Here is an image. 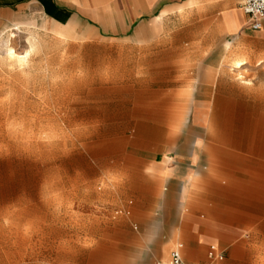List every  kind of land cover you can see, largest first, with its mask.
<instances>
[{
    "label": "rangeland",
    "instance_id": "374dc122",
    "mask_svg": "<svg viewBox=\"0 0 264 264\" xmlns=\"http://www.w3.org/2000/svg\"><path fill=\"white\" fill-rule=\"evenodd\" d=\"M106 1L75 25L0 16V264H162L201 221L220 235L196 260L264 264L256 40L215 31V0ZM180 149L203 153L185 184L166 174Z\"/></svg>",
    "mask_w": 264,
    "mask_h": 264
},
{
    "label": "crops",
    "instance_id": "0c3cea01",
    "mask_svg": "<svg viewBox=\"0 0 264 264\" xmlns=\"http://www.w3.org/2000/svg\"><path fill=\"white\" fill-rule=\"evenodd\" d=\"M129 1L132 2V4L129 5V12H139L140 10L136 8L137 0ZM195 1L197 0H184V3L185 5H192ZM215 1L217 7L219 8V17L213 22L214 30L218 33L224 34L227 37L238 36V39H240L242 42L256 40L258 52L261 54V57L264 61V20L261 29L255 30L252 28L248 16L244 13L241 7L235 6V0ZM111 7L112 5L106 0H0V16L11 17L17 13L33 11L44 14L48 20L57 25L67 26L78 23L80 24L85 20L88 21L89 19H93V17H97L101 13L113 11ZM166 12L167 8L164 7L159 11L158 14H156V17H161ZM115 27H129V29H132L133 25H121ZM18 28L19 25L17 24L15 29ZM230 43H232V41L228 40L227 47L230 46ZM202 156L203 153L201 154L200 151L196 149L192 151L180 149L178 150L177 154H175V156L169 157V163L172 164L170 167H166V174L171 175V178L177 177L178 179H182L184 181L183 184H185L189 180H192L193 173L189 172L190 169H188V172H183L181 168L186 166L188 163L193 165L196 163L202 164ZM183 189L185 193L187 189L186 185L183 186ZM232 216H259V214H251L243 210H237ZM196 230H198V232L197 235L194 236L195 246L192 248H186L184 243H178L176 249L180 250L185 259L200 262L196 259H191L190 257L188 258L189 254L187 253H192L193 257L195 258L196 254L200 252L199 246L201 243H203L204 240L207 241L211 239V237L220 235V232L210 221L199 222L196 226ZM198 234H201V236H203L205 239L201 242H198ZM222 238L224 240L227 239L226 236H223ZM212 246H215L219 250H223L225 252L219 242H213L209 244V249ZM234 249L235 250H233V252H236L238 247L234 246ZM216 261L222 260L212 259V263Z\"/></svg>",
    "mask_w": 264,
    "mask_h": 264
},
{
    "label": "built area",
    "instance_id": "2783aa9c",
    "mask_svg": "<svg viewBox=\"0 0 264 264\" xmlns=\"http://www.w3.org/2000/svg\"><path fill=\"white\" fill-rule=\"evenodd\" d=\"M239 6L248 16L253 29L259 30L264 20V0H238ZM208 256L212 259L223 260L225 252L212 246L208 251ZM162 264H205L202 262L187 260L183 257L179 249H174L170 253L169 260Z\"/></svg>",
    "mask_w": 264,
    "mask_h": 264
},
{
    "label": "bare ground",
    "instance_id": "6f19581e",
    "mask_svg": "<svg viewBox=\"0 0 264 264\" xmlns=\"http://www.w3.org/2000/svg\"><path fill=\"white\" fill-rule=\"evenodd\" d=\"M182 6V5H181ZM34 48V47H33ZM13 50V49H12ZM13 53H14V51H13ZM15 54V53H14ZM11 55H12V53H11ZM18 55V54H17ZM29 54H28V52L26 53V57L28 56ZM20 58V57H19ZM18 58V59H19ZM29 58V57H28ZM25 59V58H24ZM246 63V60L244 61V59H240V60H237L236 62H235V66L237 67V68H240V67H242L244 64ZM233 163V162H232ZM214 215V214H213ZM211 231V230H210ZM207 233V232H206ZM209 236V235H208ZM197 249V248H196ZM189 250V249H188ZM193 251H195V250H193ZM185 252V251H184ZM189 252V251H188ZM187 253V252H186ZM187 254H189L188 255V258L190 257L191 259H196V258H194L193 257V254L191 253L190 254V252L189 253H187ZM186 254V255H187Z\"/></svg>",
    "mask_w": 264,
    "mask_h": 264
}]
</instances>
